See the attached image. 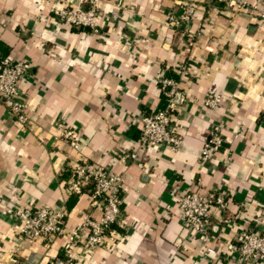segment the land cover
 <instances>
[{
    "label": "crops",
    "instance_id": "crops-1",
    "mask_svg": "<svg viewBox=\"0 0 264 264\" xmlns=\"http://www.w3.org/2000/svg\"><path fill=\"white\" fill-rule=\"evenodd\" d=\"M91 1L97 31L57 20L58 10ZM185 4L194 6L189 22L168 24ZM1 52L31 67L19 82L26 123L0 101V264L62 256L64 236L19 235L25 206L65 209L66 230L100 216L87 193L67 191L81 159L121 174L122 214L100 246L76 241L68 264H240L230 244L256 230L264 205V20L213 0H0ZM164 77L182 96L170 121L182 144L140 148V118L163 108ZM213 94L221 101L209 109L203 99ZM60 125L75 131L78 149L59 136ZM214 126L222 146L202 161ZM190 191L224 198L207 238L181 217L179 198Z\"/></svg>",
    "mask_w": 264,
    "mask_h": 264
},
{
    "label": "built area",
    "instance_id": "built-area-1",
    "mask_svg": "<svg viewBox=\"0 0 264 264\" xmlns=\"http://www.w3.org/2000/svg\"><path fill=\"white\" fill-rule=\"evenodd\" d=\"M220 7L233 12H247L264 20V0H213ZM179 19L169 15L168 24L176 26L186 24L192 17L194 6L185 4ZM58 21L76 28L89 27L97 31L96 8L94 1L88 8H62L56 12ZM29 62L15 59L10 55H0V101L11 114L14 121L24 124L28 120L26 103L19 92V82L30 70ZM183 71V67H180ZM161 93L166 97L163 108L142 115L141 132L138 146H157L167 144L170 149L176 150L182 144V137L172 131L170 121L177 102L182 101L178 92L177 81L164 77L159 80ZM221 101V94H213L203 99V104L209 109L216 108ZM59 136L72 149H78L79 141L75 131L66 126H58ZM223 137L217 127H213L208 138L204 141L200 158L202 161L211 160L222 146ZM135 153L121 155L119 160L126 163L133 159ZM121 174L105 166L89 160H78L71 167V178L67 183V191L81 195L87 193L90 204L100 206L98 218L88 217L75 227L66 230V212L63 208L45 206H25L19 212L20 225L18 233L22 238L51 239L64 236L66 241L62 248V256L56 257L53 264H68L74 259L73 245L81 237L86 249L93 250L101 245L111 226L119 221L122 214L121 204ZM222 195H199L195 192H186L180 196L178 208L183 221L190 232L207 238L210 229V215L213 209L222 208ZM256 230H247L241 233L231 244V257L238 263H247L260 260L264 263V205L253 218Z\"/></svg>",
    "mask_w": 264,
    "mask_h": 264
},
{
    "label": "trees",
    "instance_id": "trees-1",
    "mask_svg": "<svg viewBox=\"0 0 264 264\" xmlns=\"http://www.w3.org/2000/svg\"><path fill=\"white\" fill-rule=\"evenodd\" d=\"M0 55L1 56H5L6 53L5 52H1ZM162 96H163V102H164L163 104L165 105V103H166V97L163 94H162ZM164 105H163V107H164ZM73 202H74V198L72 197V198H70L69 203L72 204Z\"/></svg>",
    "mask_w": 264,
    "mask_h": 264
}]
</instances>
